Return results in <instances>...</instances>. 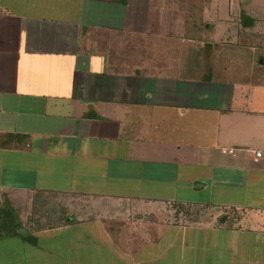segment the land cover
Wrapping results in <instances>:
<instances>
[{"label": "crops", "instance_id": "1", "mask_svg": "<svg viewBox=\"0 0 264 264\" xmlns=\"http://www.w3.org/2000/svg\"><path fill=\"white\" fill-rule=\"evenodd\" d=\"M254 64L264 0H0V264H264Z\"/></svg>", "mask_w": 264, "mask_h": 264}, {"label": "rangeland", "instance_id": "2", "mask_svg": "<svg viewBox=\"0 0 264 264\" xmlns=\"http://www.w3.org/2000/svg\"><path fill=\"white\" fill-rule=\"evenodd\" d=\"M236 12H235L236 16L234 18L236 20H238V19L241 20V12L242 11H239V12L236 11ZM242 46H247V45H242ZM230 50H233V49H230ZM246 51H247V49L240 48V49H237L235 52H232V53L235 57L238 55V58L243 59L241 57L243 55H246V53H247ZM237 53H239V54H237ZM210 54H211V52H210ZM185 55H186V53H182V62H183ZM200 55H201L202 59L204 60V57L209 55V51L207 52L205 49H201ZM211 56H212V60H213L214 57L212 54H211ZM235 59H234L235 68L239 69L238 71L240 73L242 71V70H240V68L242 67V66H240L241 63H239V65H237ZM203 63H204V61H203ZM258 67H259V65H257V64H254L253 66H250V67L246 66L244 71L245 72H253L254 76L257 75L258 79L261 76L260 79H262V81H264V70H263L264 68H258ZM258 69H260V71ZM199 210H201V209H199ZM198 211L195 208L190 210V209H184L182 207H176L174 205H164V206H162L161 209H159L154 214L144 216L145 218L144 217L140 218L142 220L136 218L134 220V222L137 223L139 221L141 223L142 227H143V225H144V227L149 226V225H166L169 223H174L176 221L181 222V223H184V222L189 223V222H193L195 219H197V217L199 215ZM204 213L208 214V212H203V214ZM143 228H142V230H144Z\"/></svg>", "mask_w": 264, "mask_h": 264}, {"label": "built area", "instance_id": "3", "mask_svg": "<svg viewBox=\"0 0 264 264\" xmlns=\"http://www.w3.org/2000/svg\"><path fill=\"white\" fill-rule=\"evenodd\" d=\"M230 154L232 153V151L229 152ZM255 158L254 161L257 162L258 159H260L262 157V153L261 152H254Z\"/></svg>", "mask_w": 264, "mask_h": 264}, {"label": "water", "instance_id": "4", "mask_svg": "<svg viewBox=\"0 0 264 264\" xmlns=\"http://www.w3.org/2000/svg\"><path fill=\"white\" fill-rule=\"evenodd\" d=\"M241 21H242V24H243V21H244V16H243V14H241Z\"/></svg>", "mask_w": 264, "mask_h": 264}]
</instances>
